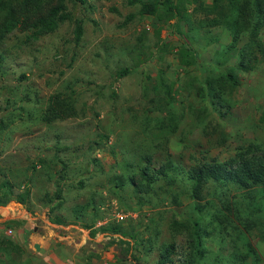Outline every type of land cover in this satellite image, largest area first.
Instances as JSON below:
<instances>
[{
    "label": "rangeland",
    "instance_id": "rangeland-1",
    "mask_svg": "<svg viewBox=\"0 0 264 264\" xmlns=\"http://www.w3.org/2000/svg\"><path fill=\"white\" fill-rule=\"evenodd\" d=\"M66 6L70 19L51 31L14 28L0 39V199L7 196L3 182L13 194L29 190L25 205L7 203L18 215L0 221V264H28L34 250L28 245L55 234L74 264H154L160 246L171 243L173 260L182 264L191 226L204 250L200 264H236L235 254L246 249L241 264H264V170L252 189L209 183L198 201L183 175L196 161H223L249 142L264 144V29L254 67L241 71L237 48L246 32L230 47L223 24L197 27L204 13L193 0L184 2L193 26L184 36L175 29H184L181 22L140 16L139 4L127 0H68ZM183 43L197 53L189 66L176 54ZM230 70L238 84L225 89L219 107L208 97L206 79ZM54 92L68 98L75 116L40 119ZM144 157L153 167L177 164L174 182L135 192L129 179ZM222 198L230 208L219 224L211 217ZM81 203L88 205L77 217L72 207ZM173 220L187 228L172 229ZM107 224L119 231L103 230ZM6 234L21 236L22 244L6 243Z\"/></svg>",
    "mask_w": 264,
    "mask_h": 264
},
{
    "label": "trees",
    "instance_id": "trees-1",
    "mask_svg": "<svg viewBox=\"0 0 264 264\" xmlns=\"http://www.w3.org/2000/svg\"><path fill=\"white\" fill-rule=\"evenodd\" d=\"M68 0H0V39L10 30L17 28L21 31H31L35 35L51 31L59 22L70 19L67 11L66 2ZM83 3L85 0H69ZM187 0H127L128 3H138L137 14L140 16H152L157 21L165 22L170 19H176L185 25L182 31H179V24L175 26L176 31L182 36L187 35L192 29L190 15L184 8V2ZM194 3L204 13L203 18L197 21V27L215 26L223 24L230 33V47L235 46L239 37L246 32L247 41L242 47L237 49L236 66L238 70H251L257 61L256 51L263 50L259 41L258 33L264 29V0H211L209 4L202 5L193 0ZM128 15L127 18H130ZM179 28V29H178ZM81 34L79 21L74 22L73 36L78 41ZM155 36H159V30L155 31ZM187 43L188 41L185 40ZM176 54L180 64L189 66L196 62V51L186 43L181 44L176 49ZM140 61V60H139ZM126 73L123 69L121 74ZM238 84L237 76L233 71L221 73L215 77L206 79V90L212 103L222 106L221 98L226 88H232ZM76 111L72 103L61 92H54L48 96L47 105L40 116L45 122L55 119H65L75 116ZM144 162L137 166L135 177L131 176L130 181L133 189L139 194L151 192L153 184L156 181H162L164 185L171 184L175 180V173L180 169L172 161H165L158 166H151L149 157L143 158ZM259 170H264V144L248 143L242 150L235 152L232 156L223 161L199 160L194 162L187 170L183 171L190 181V197L198 201L202 197L205 187L209 183H218L221 186L234 184L241 189H252L261 183ZM172 175V176H171ZM121 182H116L121 185ZM5 191V198L0 199V205H5L10 199L26 204L29 197V190L23 189L15 194L11 191V184L3 182L1 184ZM12 193V194H11ZM54 198H60L59 190L54 193ZM221 209L212 215L220 223L227 222L226 214L229 211L227 201L219 199ZM59 202L57 203V206ZM88 203H81L72 207V212L77 216H82V210ZM56 222H61V217H55ZM6 223H13L6 221ZM225 225V224H224ZM187 228L181 222L173 220L170 227ZM193 226H197L194 222ZM88 228V225H84ZM194 238H190L188 250L185 252L182 264H200L204 250L200 247L199 233L194 227H190ZM210 228L209 224H203L202 230L206 233ZM105 231L117 232L118 227L107 224L102 228ZM189 229V228H188ZM94 230L90 229L89 234L93 235ZM6 243L11 244L7 240ZM246 247V245H245ZM248 249L235 254L236 264H241ZM174 254L173 244H163L158 250L157 259L154 264H177L172 255Z\"/></svg>",
    "mask_w": 264,
    "mask_h": 264
},
{
    "label": "crops",
    "instance_id": "crops-1",
    "mask_svg": "<svg viewBox=\"0 0 264 264\" xmlns=\"http://www.w3.org/2000/svg\"><path fill=\"white\" fill-rule=\"evenodd\" d=\"M8 204H14V205H19L21 207L22 204L14 201L13 199H10L8 202ZM7 203L5 204V206H0V221L4 220V219H9V218H14L15 215L18 214H14V211L11 210H7L8 205ZM1 226V225H0ZM2 229L0 227V233H1ZM6 231H10L9 228H6ZM6 236V238L11 241V246H17L19 247L20 244H22V238L21 236L17 235V234H6L3 235ZM57 236L59 238H61V236L59 235H54ZM53 236L52 241L49 242V236H45L43 235V240L38 241V240H33L30 245V247H33L32 245L34 243H37L39 245V249L36 252V250L32 251V255H30L31 258V262H29L28 264H74L73 261V256L68 255L64 252H62V250L59 248L60 244L57 246V239H55V237ZM5 238V239H6ZM59 248V249H58ZM14 249V248H12ZM25 254V253H24ZM22 261H26V255H22L20 258ZM88 264V263H86Z\"/></svg>",
    "mask_w": 264,
    "mask_h": 264
},
{
    "label": "water",
    "instance_id": "water-1",
    "mask_svg": "<svg viewBox=\"0 0 264 264\" xmlns=\"http://www.w3.org/2000/svg\"><path fill=\"white\" fill-rule=\"evenodd\" d=\"M32 246H33L34 250H38L39 249V245L37 243H34Z\"/></svg>",
    "mask_w": 264,
    "mask_h": 264
},
{
    "label": "built area",
    "instance_id": "built-area-1",
    "mask_svg": "<svg viewBox=\"0 0 264 264\" xmlns=\"http://www.w3.org/2000/svg\"><path fill=\"white\" fill-rule=\"evenodd\" d=\"M123 217H124V215H122V214H119V215L117 216L118 219H123Z\"/></svg>",
    "mask_w": 264,
    "mask_h": 264
}]
</instances>
